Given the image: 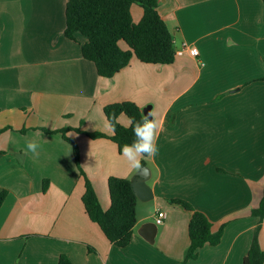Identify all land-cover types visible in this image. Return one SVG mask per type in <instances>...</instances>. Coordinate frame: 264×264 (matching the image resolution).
Listing matches in <instances>:
<instances>
[{"label": "crops", "instance_id": "obj_1", "mask_svg": "<svg viewBox=\"0 0 264 264\" xmlns=\"http://www.w3.org/2000/svg\"><path fill=\"white\" fill-rule=\"evenodd\" d=\"M68 0H0V264H181L190 246L192 212L204 213L213 232L227 223L221 243L204 246L187 264H243L264 194V1L160 0L177 55L173 64L132 59L112 78L97 74L77 41L65 36ZM135 23L144 11L131 8ZM134 102L151 107L162 127L158 154L148 158L154 199L138 200L130 244H112L86 213L90 180L104 211L110 177L132 169L104 108ZM119 122L130 126L127 116ZM27 130L22 133V130ZM67 130L79 149L61 133ZM107 138L92 139L88 134ZM35 140L39 155L27 151ZM26 153V154H25ZM142 160V159H141ZM166 213L153 243L139 234ZM264 250V222L259 232Z\"/></svg>", "mask_w": 264, "mask_h": 264}, {"label": "trees", "instance_id": "obj_2", "mask_svg": "<svg viewBox=\"0 0 264 264\" xmlns=\"http://www.w3.org/2000/svg\"><path fill=\"white\" fill-rule=\"evenodd\" d=\"M159 4L160 0H68L65 36L72 41H77V34L86 37L87 41L81 46L82 56L95 65L97 74L103 78L114 77L129 66L134 58L146 64H173L177 56L176 48L167 24L158 11ZM133 5L140 6L144 11L139 23L133 20L131 13ZM104 112L108 121L113 114L118 118L112 120L115 124V133L112 132L109 138L121 150L125 143L133 141L132 124L141 120L143 112L137 104L129 101L110 104L104 108ZM121 115L132 118L129 127L119 122ZM42 130L48 134H62L63 138L73 146L75 161L81 171L79 149L76 142L67 136L68 131ZM26 131L25 129L21 132ZM88 136L92 139L107 138L103 133H93ZM147 159L142 158V166L148 165ZM82 175L86 187L82 201L87 215L100 226L112 244L120 248L127 247L138 221L139 202L131 179L109 178L111 206L108 211H104L90 180L84 173ZM7 195L8 192L5 190L0 192V208ZM171 202L192 212L189 224L190 246L181 264L197 259L199 250L204 246L216 247L221 243L227 223L213 232L212 223L204 213L197 211L182 199H173ZM251 216L258 219L259 223L243 264H264V250L259 243V232L264 222V194L259 207L252 209ZM59 264L72 263L69 258L62 256Z\"/></svg>", "mask_w": 264, "mask_h": 264}, {"label": "clouds", "instance_id": "obj_3", "mask_svg": "<svg viewBox=\"0 0 264 264\" xmlns=\"http://www.w3.org/2000/svg\"><path fill=\"white\" fill-rule=\"evenodd\" d=\"M117 119L113 114L111 120L108 121L107 126L110 127L113 134L115 133V124L112 123V120ZM129 120L131 123L132 118H129ZM161 127V121L157 118L154 109L148 111L147 114L144 113L140 121L132 124L134 139L131 143H125L121 148V155L132 169L139 170L142 167V158H155L158 154L156 141ZM26 147L27 151L34 156L39 155L40 145L35 140L28 141Z\"/></svg>", "mask_w": 264, "mask_h": 264}, {"label": "water", "instance_id": "obj_4", "mask_svg": "<svg viewBox=\"0 0 264 264\" xmlns=\"http://www.w3.org/2000/svg\"><path fill=\"white\" fill-rule=\"evenodd\" d=\"M151 107H146L143 114H147ZM152 178L151 169L148 166H142L131 178L133 190L140 202L147 203L154 199V193L149 184ZM158 225L156 223H146L141 227L139 234L143 236L149 243L155 241L157 235Z\"/></svg>", "mask_w": 264, "mask_h": 264}, {"label": "built area", "instance_id": "obj_5", "mask_svg": "<svg viewBox=\"0 0 264 264\" xmlns=\"http://www.w3.org/2000/svg\"><path fill=\"white\" fill-rule=\"evenodd\" d=\"M185 52H188L193 57L199 56V51L196 48L189 47L185 45L182 49L176 50V55H183ZM166 220V213L163 210H158L155 218V223L160 226L163 225Z\"/></svg>", "mask_w": 264, "mask_h": 264}, {"label": "rangeland", "instance_id": "obj_6", "mask_svg": "<svg viewBox=\"0 0 264 264\" xmlns=\"http://www.w3.org/2000/svg\"><path fill=\"white\" fill-rule=\"evenodd\" d=\"M263 198V197H262Z\"/></svg>", "mask_w": 264, "mask_h": 264}]
</instances>
